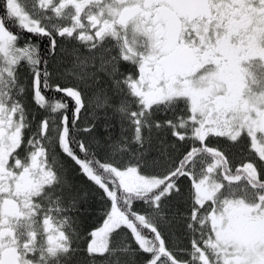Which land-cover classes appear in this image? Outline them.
Segmentation results:
<instances>
[{
    "label": "snow or ice",
    "instance_id": "obj_1",
    "mask_svg": "<svg viewBox=\"0 0 264 264\" xmlns=\"http://www.w3.org/2000/svg\"><path fill=\"white\" fill-rule=\"evenodd\" d=\"M0 264H264V0H0Z\"/></svg>",
    "mask_w": 264,
    "mask_h": 264
}]
</instances>
